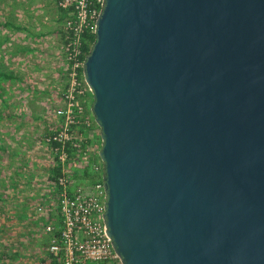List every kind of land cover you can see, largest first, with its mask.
I'll return each mask as SVG.
<instances>
[{
  "label": "water",
  "instance_id": "95a60500",
  "mask_svg": "<svg viewBox=\"0 0 264 264\" xmlns=\"http://www.w3.org/2000/svg\"><path fill=\"white\" fill-rule=\"evenodd\" d=\"M84 62L122 264H264V0H105Z\"/></svg>",
  "mask_w": 264,
  "mask_h": 264
},
{
  "label": "built area",
  "instance_id": "2783aa9c",
  "mask_svg": "<svg viewBox=\"0 0 264 264\" xmlns=\"http://www.w3.org/2000/svg\"><path fill=\"white\" fill-rule=\"evenodd\" d=\"M54 1L66 15L62 54L67 79L62 104L54 109L55 120L48 123L44 137L52 168L58 167L59 173L52 171L48 180L52 185L49 220L44 222L48 236L40 264H122L107 233L105 167L98 155L102 140L88 108L93 90L84 79V43L88 35L96 34L105 0ZM37 211L45 212L41 206Z\"/></svg>",
  "mask_w": 264,
  "mask_h": 264
},
{
  "label": "crops",
  "instance_id": "0c3cea01",
  "mask_svg": "<svg viewBox=\"0 0 264 264\" xmlns=\"http://www.w3.org/2000/svg\"><path fill=\"white\" fill-rule=\"evenodd\" d=\"M25 2L29 33L15 34L12 41L19 42L17 50L8 49L10 43L4 41V52L0 53V65L12 76L0 85V206L4 211L0 221L27 227V231L2 232L23 241L35 235L30 230L29 206L34 205L35 214L39 201H50L52 188L48 181L53 171L51 155L44 141L48 129L43 130L39 122H54L53 111L62 104L60 95L67 79L62 54L65 12L54 0ZM15 4L20 6L17 14L25 15L21 4ZM16 95H23L27 102H16ZM24 248L15 249L21 258L14 262L40 264L41 259H34L30 248L28 252ZM25 254L29 255L26 259Z\"/></svg>",
  "mask_w": 264,
  "mask_h": 264
},
{
  "label": "rangeland",
  "instance_id": "374dc122",
  "mask_svg": "<svg viewBox=\"0 0 264 264\" xmlns=\"http://www.w3.org/2000/svg\"><path fill=\"white\" fill-rule=\"evenodd\" d=\"M15 3H19L21 4V6L23 7L24 13L25 15H19L17 14L19 12V7L18 4ZM25 0H0V53L4 52V41L9 42L10 45L6 46L9 48H13L15 50L18 49V44L14 43L13 37L16 38L17 35L20 32H25L26 35H28L29 31H28V26L31 24L29 22V13L25 12L28 11V8H26L24 6L25 4ZM15 4V6H14ZM23 26L22 28L17 26ZM22 29V30H20ZM15 35V36H14ZM28 36H26L27 38ZM27 58V57H26ZM6 77L3 76L2 74L0 75V85L4 84V81ZM0 100L1 97L3 95L2 93V89L0 90ZM19 94V92H18ZM91 97L87 98L88 99V108H92L93 105V96L90 95ZM17 99L16 102H22V103H26L27 99L26 97H23V95H16ZM29 107V106H28ZM41 128L44 130L45 128H48V125H46V122L43 120L42 121V125H40ZM96 132V131H95ZM98 132V130H97ZM96 132V133H97ZM96 136V135H95ZM76 178V176H74ZM53 197H55V195L53 194ZM41 206L45 212L40 213L37 211V207ZM49 206L50 204H48V202L44 201L40 204V201L36 204V213L35 209H34V205L31 204L29 206V209L31 211V218L32 220H30V227L32 230L31 232H34V238L33 239H26L25 241L23 240H18V239H14L11 238V236H5V234H2V232L4 233L6 232H15V231H19V230H23V231H27L28 228L24 227L23 225H20L19 222H12V223H3L2 221H0V264H18L16 261V259L21 258L20 254L16 253L17 248H19V246H24L26 248L25 252H28L29 250H26L27 248H30L31 250V256L36 257L37 260H42L43 255L45 253V248L47 245V234L44 231V222L49 220ZM51 208V207H50ZM2 213H4L3 209L1 210V206H0V219L2 218ZM28 224V225H29ZM21 230V231H22ZM21 242V243H20ZM25 259L27 257H29L28 254L24 255Z\"/></svg>",
  "mask_w": 264,
  "mask_h": 264
},
{
  "label": "trees",
  "instance_id": "16d2710c",
  "mask_svg": "<svg viewBox=\"0 0 264 264\" xmlns=\"http://www.w3.org/2000/svg\"><path fill=\"white\" fill-rule=\"evenodd\" d=\"M96 40V34H91V35H88L87 36V41L84 43V51H85V54L87 55L93 45V43L95 42ZM86 55L83 56V58L85 59ZM3 75L5 77H9L11 78V74L10 73H7V71L4 69V67L2 65H0V75ZM74 156V152L73 150L70 149V157H73ZM53 172L54 174H58L59 173V168H55L53 169Z\"/></svg>",
  "mask_w": 264,
  "mask_h": 264
}]
</instances>
